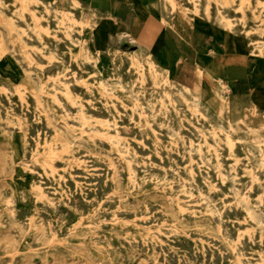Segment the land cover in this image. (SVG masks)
Masks as SVG:
<instances>
[{
  "label": "rangeland",
  "instance_id": "rangeland-1",
  "mask_svg": "<svg viewBox=\"0 0 264 264\" xmlns=\"http://www.w3.org/2000/svg\"><path fill=\"white\" fill-rule=\"evenodd\" d=\"M151 1L184 20L175 65L131 4L83 29L64 0H0V264H264V0Z\"/></svg>",
  "mask_w": 264,
  "mask_h": 264
},
{
  "label": "bare ground",
  "instance_id": "bare-ground-1",
  "mask_svg": "<svg viewBox=\"0 0 264 264\" xmlns=\"http://www.w3.org/2000/svg\"><path fill=\"white\" fill-rule=\"evenodd\" d=\"M38 1V0H37ZM104 1V0H103ZM64 2H69L68 4H71L72 6H77L83 13V17L81 22L79 23L81 28H86L87 26H90V22L91 21H96L99 20L100 18L102 19H108L111 17V14L108 13V9L104 8L102 9L101 7L95 5V4H91L89 2H86L84 0H64ZM99 2V1H98ZM108 4V3H107ZM156 2L150 1L147 4V8L148 10L164 25V31L162 33V35L160 36V38L158 39L157 43L150 49V52L154 54V57L156 59H158L159 61H161V64H163V62H166L167 64L170 65H175L178 58L174 60L173 63H171L170 61L168 62V60H166L165 58V49H166V40H167V33L170 29L174 30L176 33H181L184 28V20L182 17H180L179 15H176V18L174 19L173 23L171 24L169 21H167L166 18L162 17L159 13V11H157L156 9ZM104 5V4H103ZM202 5V4H201ZM47 7V6H46ZM49 8V6H48ZM58 15V14H57ZM48 18V17H47ZM77 18V17H76ZM52 20V19H51ZM94 29V28H93ZM212 29V28H211ZM97 30H94V37H95V44H97ZM93 32V31H92ZM194 32V31H193ZM60 35V34H59ZM76 36V35H75ZM129 37V36H128ZM116 39V38H115ZM109 40V39H107ZM112 41H114L112 39ZM117 41V40H116ZM179 41V40H178ZM189 42V41H188ZM34 43V42H33ZM117 43V42H116ZM179 43V42H178ZM112 45V44H111ZM62 46V45H61ZM108 46V45H107ZM106 46V47H107ZM192 46L199 51V47H198V39L194 40L192 43ZM126 48V47H125ZM98 51L96 52V58H95V71L98 74L99 77L104 78L110 68H111V59H110V55L108 54L107 51L104 50V48H100L99 46H97ZM245 49V48H244ZM235 52V51H234ZM209 55H213V49L211 48L208 52ZM163 54L164 57H163ZM256 58V57H255ZM259 60V59H258ZM124 61V59H123ZM262 63V61H259ZM158 64V63H157ZM85 65V64H84ZM162 66V65H161ZM260 66V65H259ZM71 67V66H70ZM159 67V66H158ZM177 67V66H176ZM55 69V68H54ZM86 70V69H85ZM208 70V69H207ZM257 70V67H256ZM171 71V70H170ZM212 72V73H211ZM208 73L203 74L204 80L206 83L213 85V87H215L216 89L219 87V85L223 88V90H225L226 92L229 91V84L224 81L222 79V76L217 73L216 71H211ZM258 72V71H257ZM260 72V71H259ZM182 73V72H181ZM171 74V73H170ZM85 75V74H84ZM168 75V74H167ZM82 76V75H81ZM172 77V76H171ZM170 79V78H169ZM184 81V80H183ZM185 85V84H184ZM211 88V87H210ZM224 91V93H225ZM12 99V98H11ZM117 99V98H116ZM2 101V100H1ZM204 101H205V109L206 111L211 114H216L217 111H226L227 107V101L226 98L223 97L222 95H219L211 90H208L205 97H204ZM257 101V99H256ZM259 102V101H257ZM262 102V100H261ZM94 104V103H93ZM257 104V103H256ZM6 105V104H5ZM95 105V104H94ZM98 105V104H97ZM56 107V106H55ZM29 108V107H28ZM3 110V109H2ZM117 111V110H116ZM121 111V110H120ZM18 112V111H17ZM122 112V111H121ZM128 112V111H127ZM94 113V112H93ZM119 113V112H118ZM103 114V113H102ZM27 115V114H25ZM32 115V114H31ZM33 117V116H32ZM30 118V117H29ZM44 122V121H43ZM72 123V122H71ZM74 123V122H73ZM185 123V122H183ZM75 124V123H74ZM186 124V123H185ZM187 125V124H186ZM36 126V125H35ZM154 126V125H153ZM188 126V125H187ZM117 127V126H116ZM191 127V126H190ZM45 128V127H44ZM60 128V127H59ZM36 129V128H35ZM39 129V128H38ZM45 130V129H44ZM163 130V129H162ZM161 130V131H162ZM35 131V130H34ZM37 131V130H36ZM192 131V130H191ZM32 132V130H31ZM48 132V130H47ZM125 132V130H124ZM127 133V132H125ZM184 133V132H183ZM30 134V132H29ZM32 134V133H31ZM115 134V133H114ZM157 134V132H156ZM164 134V133H163ZM185 134V133H184ZM187 135V134H186ZM190 137V136H189ZM32 141V140H31ZM30 141V142H31ZM73 143V142H72ZM105 146V145H104ZM107 147V146H106ZM181 147V146H180ZM138 149V148H137ZM136 149V150H137ZM141 149V148H140ZM82 151V150H81ZM141 151V150H140ZM139 151V152H140ZM178 152V151H177ZM27 154V153H26ZM74 154V153H73ZM77 154V153H76ZM111 155V154H110ZM132 156V155H131ZM197 156V155H196ZM95 157V156H94ZM174 157V156H173ZM29 158V157H28ZM195 158V157H194ZM186 161V160H185ZM220 161V160H219ZM89 163V162H88ZM162 163V161H161ZM95 165V164H94ZM91 166V165H90ZM97 166V165H96ZM115 168V167H114ZM137 168V167H136ZM148 169V168H147ZM195 169V168H194ZM73 170V169H72ZM71 170V171H72ZM101 170V169H100ZM139 170V169H138ZM70 171V172H71ZM89 171V170H88ZM197 171V170H196ZM49 172V171H48ZM82 172V171H81ZM103 172V171H102ZM78 173V172H77ZM203 173V172H202ZM82 174V173H81ZM217 174V173H216ZM87 175V174H86ZM65 176V175H64ZM103 176V175H102ZM79 177V175H78ZM171 177V176H170ZM87 178V177H86ZM91 178V177H90ZM89 178V179H90ZM96 178V176H95ZM166 178V177H165ZM84 179V178H82ZM88 179V180H89ZM92 179V178H91ZM98 179V178H97ZM100 179V178H99ZM67 182V181H66ZM118 183V181H117ZM200 183V182H199ZM74 184V183H73ZM94 185V184H93ZM73 186V185H72ZM47 187V186H46ZM108 188V187H107ZM106 188V189H107ZM264 188V187H263ZM109 190V189H108ZM92 191V190H91ZM92 193V192H91ZM105 193V192H104ZM43 195V194H42ZM92 200V199H91ZM123 200V199H122ZM83 201V200H82ZM77 202V201H76ZM123 202V201H122ZM96 203V202H95ZM117 203V202H116ZM71 204V203H70ZM89 205V204H88ZM39 206V205H38ZM56 206V204H55ZM197 206V205H196ZM44 207V206H43ZM198 207V206H197ZM196 208V207H195ZM152 209V208H151ZM45 211V210H44ZM57 211V210H56ZM120 211V210H119ZM115 212V211H114ZM100 213V212H99ZM148 213V212H147ZM132 215V214H131ZM147 219V218H146ZM113 220V218H112ZM136 220V219H135ZM138 221V220H137ZM217 221V220H216ZM55 223V222H54ZM59 223V222H58ZM146 223V222H145ZM47 224V223H46ZM51 224V223H50ZM235 225V224H234ZM44 227V226H43ZM165 229V228H164ZM233 234V233H232ZM231 234V235H232ZM230 236V235H229ZM172 237V236H171ZM235 238V237H234ZM256 238V237H255ZM187 239V238H185ZM167 241V240H166ZM245 242V241H244ZM247 245V244H246ZM251 245V244H250ZM139 246V245H138ZM202 246V245H201ZM156 248V247H155ZM142 250V249H141ZM156 250V249H155ZM151 251V250H149ZM162 251V250H161ZM148 253V252H147ZM222 256V255H221Z\"/></svg>",
  "mask_w": 264,
  "mask_h": 264
},
{
  "label": "crops",
  "instance_id": "crops-1",
  "mask_svg": "<svg viewBox=\"0 0 264 264\" xmlns=\"http://www.w3.org/2000/svg\"><path fill=\"white\" fill-rule=\"evenodd\" d=\"M97 1L103 2V4H104L103 9L108 8V13L111 14L110 18H113L112 13H111V5L107 4L108 0H104V1L103 0H97ZM120 1L132 5L133 11L135 12L136 18L138 21H143L147 16L151 17L152 23L143 24V30L141 31V33H142L141 37H142V41L144 42L146 47H148V48L153 47L157 43L160 36L162 35V33L164 31V25L148 10L147 4L151 0H120ZM110 18H108V19H110ZM121 28H123L125 33H127L126 25H121ZM103 33L104 32L100 29L97 30V33H96L97 34L96 35L97 36V42H98L97 45L100 48H104L103 42L101 43V41H100L101 34L103 35ZM208 46L209 45H207L203 41H200V42L198 41L199 50L201 48V49L205 50L203 52H208L212 48L211 45L209 47ZM178 56H179L178 54L173 53L172 49H170V51H169L170 60H175L176 58H178ZM166 58L169 59L168 57H166ZM217 73H219V72H217ZM222 79L225 80L229 84L228 80L224 79L223 77H222Z\"/></svg>",
  "mask_w": 264,
  "mask_h": 264
}]
</instances>
